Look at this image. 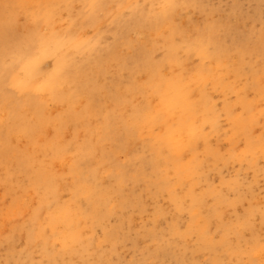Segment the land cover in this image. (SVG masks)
<instances>
[{
  "label": "bare ground",
  "instance_id": "6f19581e",
  "mask_svg": "<svg viewBox=\"0 0 264 264\" xmlns=\"http://www.w3.org/2000/svg\"><path fill=\"white\" fill-rule=\"evenodd\" d=\"M193 7L0 0V264H264V40Z\"/></svg>",
  "mask_w": 264,
  "mask_h": 264
},
{
  "label": "rangeland",
  "instance_id": "374dc122",
  "mask_svg": "<svg viewBox=\"0 0 264 264\" xmlns=\"http://www.w3.org/2000/svg\"><path fill=\"white\" fill-rule=\"evenodd\" d=\"M141 3V2H140ZM205 10L199 7H193L189 10L182 11V19H180L182 25L187 29L195 30L196 28H204L205 25L211 22H217L221 28L220 32L224 36L226 33L224 31V27L226 26H235L240 32L248 33L250 35V39L255 41L258 38H262L264 40V0H205ZM77 12L78 9H75ZM112 12H110L111 14ZM129 9L124 8L123 12L117 14L118 17L126 18L128 17ZM23 16V17H22ZM114 16H110L109 20H111ZM107 19V18H106ZM108 20V21H109ZM27 19L25 15H21L20 23H26ZM105 26L107 23H104ZM90 35L94 33L93 29L88 32ZM113 40V36L111 33H106L104 35V42L102 44L110 43ZM226 44H230L229 37H226ZM193 62H198V57H193ZM52 67V58H48L43 62L44 71L49 70ZM224 147H227V143H222ZM223 175L229 177L231 174L228 173V168L222 166ZM238 165H231L232 172L238 170ZM244 177L248 176L252 178V173L245 172ZM212 180L215 184H219L220 177L218 174L211 175ZM3 186H0V194L3 192ZM257 192L260 193L259 197L264 199V181L260 178L258 182ZM64 198L68 197L66 192L63 193ZM250 202L248 199H245L238 206V212L243 214L244 210L249 206ZM227 215H233L234 210L228 208ZM140 220L137 219L135 224H138ZM257 223L260 225V219L257 218ZM165 225V224H163ZM23 242L21 240H17L16 247L19 250L22 246ZM6 244L0 245V263L5 261L6 256ZM121 252L123 253V257L129 259L135 254H138V251H134L133 247L130 245L124 246L121 248Z\"/></svg>",
  "mask_w": 264,
  "mask_h": 264
}]
</instances>
